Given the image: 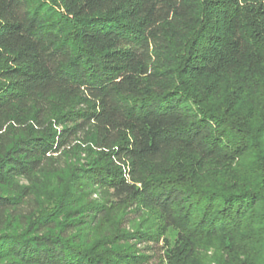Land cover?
<instances>
[{"label": "trees", "instance_id": "1", "mask_svg": "<svg viewBox=\"0 0 264 264\" xmlns=\"http://www.w3.org/2000/svg\"><path fill=\"white\" fill-rule=\"evenodd\" d=\"M209 248L264 264V0H0V264Z\"/></svg>", "mask_w": 264, "mask_h": 264}, {"label": "rangeland", "instance_id": "2", "mask_svg": "<svg viewBox=\"0 0 264 264\" xmlns=\"http://www.w3.org/2000/svg\"><path fill=\"white\" fill-rule=\"evenodd\" d=\"M236 117V116H235ZM247 168V165H245L242 169L244 170V169H246ZM241 169V170H242ZM144 218V220H146V218H148V214H146V213H144V215H143V217L141 218L140 217V219H135V221H136V224H138V223H140V222H142V219ZM151 221V220H150ZM149 223H151V222H149ZM133 224H135V223H132V225ZM129 229H131V225H126V230H129ZM171 239H172V237H171ZM160 246H161V243H159V245H158V247L155 249V251H154V253H148V254H150V255H152L153 256V261L152 262H157V260H158V257H159V248H160ZM145 245H137V249H139V250H141V251H144L145 250ZM147 251V250H146ZM146 251L144 252V253H146ZM218 252H219V250H218ZM204 256H209L210 258V261H211V263L210 264H215L216 263V261L217 260H219V257H220V252L219 253H217V249H215V248H209V249H207L205 252H204Z\"/></svg>", "mask_w": 264, "mask_h": 264}]
</instances>
